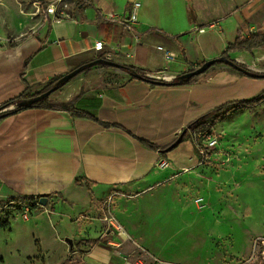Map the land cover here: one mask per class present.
I'll use <instances>...</instances> for the list:
<instances>
[{
    "label": "crops",
    "instance_id": "1",
    "mask_svg": "<svg viewBox=\"0 0 264 264\" xmlns=\"http://www.w3.org/2000/svg\"><path fill=\"white\" fill-rule=\"evenodd\" d=\"M13 2L18 21L9 16L5 25L0 24V104L22 93L28 85L33 93L39 92L51 80L101 55L146 69L148 74H163V79L171 81L226 49L229 42H223L221 48H206L203 42L215 38L214 32L233 35V40L239 31L243 35L264 32V0ZM136 2L140 3L138 20L133 29H128L118 20L128 17ZM51 3L57 8L56 15L47 13ZM47 23L51 25L48 33ZM150 28L177 36L185 53L171 49L174 57L166 59L156 48L159 41L139 38V32ZM200 28L205 31L200 32ZM97 41H103V51L95 49ZM261 50L236 51L231 57L253 70L255 55ZM259 82L261 78L240 75L227 64L211 67L196 84L175 86L154 84L134 78L117 66L97 64L75 76L51 98L68 101L84 87L79 108L103 121L120 124L138 137L165 145L206 111L258 94L262 90L253 89ZM182 144L195 150L191 139H187L163 155L122 128H107L63 111L26 108L0 120V200L52 194L47 197L45 209L57 215V208H67L60 215L77 225L80 236L73 239L75 247L84 251L86 264H205L193 259L186 247H169L163 236L169 226L154 229L146 224L154 215L168 214L163 209L168 207L167 202L156 204L157 191L167 188L160 199L168 200L167 186L172 179L168 169L188 168L179 158ZM161 157L168 159L169 168L158 166ZM77 179L83 182L77 183ZM84 179L92 186H87ZM181 188L184 190L183 185ZM112 193H116V199L111 215L122 229L109 227L105 220L103 202ZM179 213L183 217L186 212ZM200 218L203 221L198 235L204 242L201 254L209 259L217 250L207 244L215 230L204 220L207 215ZM179 229L187 230L183 225ZM87 239L100 242L88 244ZM141 251L151 255L152 262H145Z\"/></svg>",
    "mask_w": 264,
    "mask_h": 264
},
{
    "label": "rangeland",
    "instance_id": "2",
    "mask_svg": "<svg viewBox=\"0 0 264 264\" xmlns=\"http://www.w3.org/2000/svg\"><path fill=\"white\" fill-rule=\"evenodd\" d=\"M13 3V0H0V24L5 25L9 16L18 21L19 15ZM214 33L215 38L204 40L206 48L207 45L221 48L223 42L233 40V35L228 33ZM255 59L252 73L264 74V49L255 55ZM148 76L155 80L158 77L163 79V74ZM261 83H264V77H261ZM15 106L18 104L9 109ZM210 132L218 137L219 142L204 162L189 144L181 145L179 158L188 168L168 169V175H172L167 186L168 200L160 199L161 194L167 193V188L157 191L159 203L156 204L167 202L168 207L163 209L168 214L154 215L146 224L150 223L154 229L169 226L168 233L163 235L169 247H186L187 253L193 255L197 262L264 264V103L255 108L239 109L221 119L214 128L197 130V134L193 132L190 139L194 146L197 138L201 142L206 141L205 136ZM199 198L203 199L200 204L197 202ZM38 204V209L45 212L32 213L27 202L22 203L21 208L17 204H9L2 212L1 218L8 219L11 227L0 229V264H86L84 251L78 244L79 247H75L76 240L73 239L80 236L77 225L60 215L67 208L59 207L56 210L59 213L53 215L45 209L48 203ZM112 207L110 204L106 215L112 214ZM181 210L186 212L183 217L179 213ZM204 214L207 215L204 220L208 221V227L215 230L212 231L213 237L207 239L209 246L217 248L209 259L201 254L204 242L198 235L201 233L198 227L203 221L200 216ZM182 225L187 230L179 229ZM67 238L73 239V248H70ZM139 253L145 262H152L147 252Z\"/></svg>",
    "mask_w": 264,
    "mask_h": 264
},
{
    "label": "trees",
    "instance_id": "3",
    "mask_svg": "<svg viewBox=\"0 0 264 264\" xmlns=\"http://www.w3.org/2000/svg\"><path fill=\"white\" fill-rule=\"evenodd\" d=\"M77 1L79 4H82V3L84 4L87 2H91L92 0H77ZM45 5H46V2L42 1V6H45ZM99 20L101 21V17H99ZM50 29H51V25L50 23H47V33L50 31ZM138 35L142 41H146L147 38L152 37L156 39L157 41H159L163 46L169 49L180 50L182 54L185 53L184 47L178 41L177 36L170 35L157 28H150L144 32H139ZM256 48L264 49V32L250 33L249 35H243V33L239 31L236 38L232 42H229L226 49L218 57H216L218 58V60H216L214 65L227 64L240 75L261 78L262 76L260 74H256V73L253 74L251 69H249V67H247L246 64L241 63L231 57L232 52H236V51H250L251 52ZM204 62L205 61H203V63ZM97 64L103 65V66H117L127 71L134 78L144 79L151 83L165 85V86L196 84L200 81V78L202 77V75L208 71L207 70L202 74L194 75V76H191L189 78H184V79L180 78V75H178L172 81H162V83H157V80L148 76V73L150 72L147 71L146 69L137 67L135 65H128V64L119 63L117 65H114L112 60L104 58L101 55L95 58L94 60L86 62L80 65L78 68H76L77 69L76 76L82 72L89 71L91 68H93V66ZM23 74H24V71H23ZM63 76L64 75L51 80L39 92L33 93L30 86L28 85L22 93L1 103L0 104V120L6 118L7 116L15 114L17 112H20L21 110H24L26 108H30V107H39V108L63 111V112H67L71 114L72 116L85 117V118L92 119L107 128H111V127L122 128L132 137L137 139L145 147L151 150L159 151L161 152V154L166 155L167 152L177 147V145H174V143L177 141V139L181 135H183L182 141H185L187 139H190L191 137L190 135L193 132L197 130H205L206 128H214L221 119L231 116V114L238 111L239 109L255 108L261 105L262 103H264V89L260 91L258 94L248 97V98L230 100L228 102H225L219 106H216L206 111L205 113L201 114L194 120H191L186 125V127L181 131V133L177 137H175L174 140L171 141L170 143L165 144V145H159L154 142L145 140L141 137H138L137 135H135L134 133H132L131 131H129L128 129H126L120 124L103 121L97 116L79 108L78 103L85 93L84 87L82 88L81 92L78 95L70 98L68 101H57V100L52 99L51 95L55 91H57L67 82L72 80L71 79L69 81H63L62 80ZM50 90H51V93L49 95L37 101H34L32 104H29V101L33 100L39 95L47 91H50ZM19 103L20 105L16 106V108L9 109L11 106L19 104ZM197 141L199 142L198 138L195 142L194 148L196 152L199 154L197 146H196ZM84 180L87 186L89 187L92 186V183L88 179H84ZM76 182L80 183L83 181H81V179H77ZM46 196L51 197L52 194H48ZM39 200H40V197L35 198V197H28V196L10 197L7 199L0 200V229H8L11 227V222L8 219L1 218V214L2 212H4L7 205L17 204V206L21 208L22 207L21 204L24 202H27L28 206L31 208V211H32V210H36L39 208V204H38ZM85 242L88 244L95 245L100 242V239H87ZM78 245H80V243H78Z\"/></svg>",
    "mask_w": 264,
    "mask_h": 264
},
{
    "label": "built area",
    "instance_id": "4",
    "mask_svg": "<svg viewBox=\"0 0 264 264\" xmlns=\"http://www.w3.org/2000/svg\"><path fill=\"white\" fill-rule=\"evenodd\" d=\"M140 6L139 2H136L133 7L132 10L129 13L128 17H123L121 19H119L118 21L121 22L122 24H124L126 26V28L128 29H133L135 27V23L138 20V8ZM47 13L49 14H55L57 13V8L56 6L53 5V3L49 4L46 8ZM116 16L114 15L113 18H115ZM200 32H204L205 28H200L199 29ZM156 48L160 51H162L164 57L168 60L173 59L174 57V53L171 49L163 46L162 44H159L156 46ZM95 49L97 50H104V43L103 41H97L95 44ZM107 57V55H106ZM194 134H197V131L194 132ZM205 140L206 141H199L197 142L196 146L199 152V155L201 156V161L204 162L210 154V150L211 149H215V147L217 146L219 139L218 137L213 133L210 132L208 135L205 136ZM205 142V143H204ZM158 166L162 169H166L170 167V162L168 161L167 158L165 157H161L159 162H158ZM116 195V193H112L110 194L103 202V210L108 212L110 210V204L113 203V198ZM197 202L200 204L201 202H203L202 198L197 199ZM105 220L109 223V227H117L118 229H122V226L120 223H118L114 216L110 215H106Z\"/></svg>",
    "mask_w": 264,
    "mask_h": 264
},
{
    "label": "water",
    "instance_id": "5",
    "mask_svg": "<svg viewBox=\"0 0 264 264\" xmlns=\"http://www.w3.org/2000/svg\"><path fill=\"white\" fill-rule=\"evenodd\" d=\"M216 60H218V58H213V59L207 60L203 64H201L200 66H198L197 68L180 74V78L184 79V78H189V77L194 76V75L202 74L205 71L209 70L215 64ZM113 64L114 65H117L119 63L113 61ZM76 74H77V69H75L73 71H70L69 73H67V74H65L63 76V79L62 80L63 81H69V80L73 79L76 76ZM261 76L264 77V74H261ZM162 81H164V80L161 79V77H158L157 78V83H162ZM50 93H51V90L50 91H47V92H45V93H43L41 95H39L38 97H36L33 100L29 101V104H32L34 101H37V100H39V99H41V98L49 95ZM18 105H20V103ZM14 108H16V106ZM182 139H183V135H181L177 139V141L174 143V145L180 144L182 142ZM39 203L41 205H47L48 198L47 197H41L40 200H39ZM66 240L68 241V243L70 245V248H73V246H74L73 239L67 238Z\"/></svg>",
    "mask_w": 264,
    "mask_h": 264
},
{
    "label": "bare ground",
    "instance_id": "6",
    "mask_svg": "<svg viewBox=\"0 0 264 264\" xmlns=\"http://www.w3.org/2000/svg\"><path fill=\"white\" fill-rule=\"evenodd\" d=\"M258 85H259V86H257L255 89H253V91H257V90H259V89L264 88V83L259 82Z\"/></svg>",
    "mask_w": 264,
    "mask_h": 264
}]
</instances>
